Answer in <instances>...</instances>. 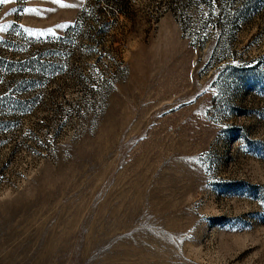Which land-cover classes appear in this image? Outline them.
Listing matches in <instances>:
<instances>
[{
	"label": "rangeland",
	"instance_id": "obj_1",
	"mask_svg": "<svg viewBox=\"0 0 264 264\" xmlns=\"http://www.w3.org/2000/svg\"><path fill=\"white\" fill-rule=\"evenodd\" d=\"M0 264H264V0H0Z\"/></svg>",
	"mask_w": 264,
	"mask_h": 264
}]
</instances>
